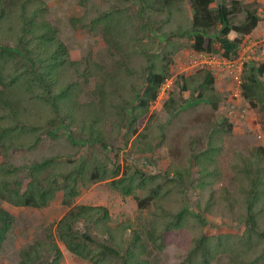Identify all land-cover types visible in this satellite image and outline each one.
I'll use <instances>...</instances> for the list:
<instances>
[{
    "label": "trees",
    "instance_id": "trees-1",
    "mask_svg": "<svg viewBox=\"0 0 264 264\" xmlns=\"http://www.w3.org/2000/svg\"><path fill=\"white\" fill-rule=\"evenodd\" d=\"M85 1L82 0V3L85 4ZM123 1L138 5L134 16L127 12L126 7L113 5L112 0H104L101 13L90 21L73 18V24L92 28L101 25L105 39L120 54L119 64L128 65L125 72L127 75L134 74L132 67L129 68L130 58L139 51L142 36L147 31L155 33L153 42L154 38L156 41V37H160L167 39V45L170 43V35H189L192 37L191 48L195 52L222 53L229 59L239 54L242 36L251 34L260 20L255 12L247 11L244 21L234 23L231 21L233 10L223 3L213 7L215 0H181L184 5H179V0ZM188 3L189 8L186 7ZM181 7L187 12L184 17L178 12ZM47 10L43 0H0V155L8 160L14 150L34 148L42 141L43 134L59 137L56 129L51 128L57 123L71 141L89 145L92 152L77 160L50 156L29 164L26 166V186L19 177L18 168L3 160L0 163V199L14 206L42 208L49 201L63 198V202L69 205L79 196L81 186L109 181L111 187L122 196L132 195L138 188L149 189L146 198H137L140 209L147 207L152 197L160 196L162 184L148 187V182L154 176H148L140 170L130 172L123 171L120 166H111L103 153L111 148L105 138V125L113 113L120 116L125 111L128 117L123 119L124 122L133 125L129 130V135L135 136L133 147L141 152L152 150L153 126L156 124L160 129L161 124L157 123L159 116L151 113L150 108L159 96L168 66L165 64L158 67L152 61L143 72L146 76L145 85L138 90L125 88L133 93L130 99L125 100L127 107L125 103L120 108L105 101L106 92L107 95L115 94L114 86L115 83L119 84L117 79L122 68L113 76L107 74L99 87L102 96L100 104H79L74 96L78 95L81 88H77L76 82H71L69 77L76 75L85 80L98 77L103 74L104 66L92 56L72 58L66 44L59 37L58 28L46 19ZM232 32L237 36L231 38ZM148 45L152 46L150 43ZM179 47L176 46L177 50L181 49ZM139 52L148 58L147 48L142 47ZM161 56L165 58L167 55ZM205 75L204 82L197 83L196 87L186 81L179 88V96L186 90L198 88L199 94L194 102L202 104L198 105L200 108L204 107L203 103H211L216 109L218 93L213 94L215 77L210 72ZM262 76L264 63L253 65L241 84L243 96L249 99L252 107H258V103L264 106ZM135 100L137 103L134 105ZM179 106L180 101L175 96H170L164 103V109L171 115L178 113ZM204 109L206 111L209 107L205 105ZM203 119V115L196 118L198 122ZM142 123L145 126L140 130ZM76 130H79V137L74 136ZM215 149L212 144L204 150L202 161H214L217 154ZM255 152L258 161L259 154L264 156V147H257ZM250 162L255 163L253 159ZM259 171L257 177L252 179L248 197L243 198L244 231L240 234L202 233L189 250L188 264H211L220 253H230V264H264V246L259 248L258 243L260 238H264V178L261 176L264 161ZM235 197V194L230 193L228 199L237 200ZM259 202L260 208L256 206ZM186 216V211L181 210L173 215L174 222L169 220L164 224L161 233L151 231L150 238L154 247L162 249L166 238L163 233L172 231L173 227L182 228ZM195 218H201L202 224H205L203 217ZM14 220L11 212L0 207V247ZM80 220L90 223L96 234H92V229H78L77 223ZM110 221L111 215L106 206L78 205L56 222L54 236L72 254L92 264H150L147 258L149 250L140 234L135 232L133 241L126 245L124 233L131 227L130 224L124 223L112 228ZM99 235L104 238H97ZM45 253H52L54 258L43 261ZM22 257L19 264H61L63 252L53 239H39L23 250Z\"/></svg>",
    "mask_w": 264,
    "mask_h": 264
},
{
    "label": "rangeland",
    "instance_id": "rangeland-1",
    "mask_svg": "<svg viewBox=\"0 0 264 264\" xmlns=\"http://www.w3.org/2000/svg\"><path fill=\"white\" fill-rule=\"evenodd\" d=\"M43 1L48 9L46 19L58 28L59 37L69 49L70 56H92L104 66L103 74L98 77H90L88 80L76 75L69 77L71 82H76L77 88H81L78 95L74 96L79 104H100L102 96L99 94V87L104 83L107 74L113 76L122 68L117 79L119 84L115 83L114 86L115 94L107 95L106 92L105 96L107 104L121 108L125 100L130 99L133 94L126 89L138 90L145 85L146 76L143 72L152 61L158 67L165 64L168 66L167 77L160 88L159 96L150 108L151 113L159 116L157 123L161 124L160 129L156 124L152 129L153 149L141 152L133 147L135 136L129 135L133 125L131 122H124L123 119L128 117V113L122 111L120 116L113 113V117L105 125V138L111 148L103 152L111 166H120L123 171L130 172L140 170L148 176H154L148 182V187L162 184V191L158 198L152 197L147 207L142 209L138 206L137 198H146L149 189L138 188L132 195L122 196L111 187L109 181L91 182L86 187L81 186L79 196L69 205L63 202V198L49 201L42 208L14 206L0 199V207L15 217L12 228L0 247V264H19L23 258V250L39 239H53L57 242L63 252L61 264H92L91 261L72 254L54 236L56 222L78 205L106 206L111 215L109 224L112 228L124 223L130 224L131 227L124 233L125 243L128 245L133 241L135 232H138L144 245L148 247L147 258L150 264H188L189 250L202 233H242L246 227L242 215L245 209L243 198L248 197L252 189V179L260 173L259 169H262L264 161L261 154L260 157L257 156L258 161L255 159L256 148L264 147V106L263 103H258V107H252L249 99L243 96L241 88L251 67L264 63V0H215L212 4L213 7H217L219 3L227 5L233 10L231 21L237 24L246 19L247 11L255 12L260 19L251 33L252 36H242L243 43L239 54L231 58L233 66L228 67L224 63L221 53H215L216 60L212 58L213 62H210L211 59L206 61L205 53L204 57H200L194 50L192 52V37L189 35H170V43L167 45V39L160 37H156V41L154 38L153 42L155 33L147 31L146 35H141L142 45L138 50L147 48L148 58L143 57L141 52H136L130 58L129 68L132 67L134 73L130 75L125 73L128 65L119 64L120 54L105 39L101 25L92 28L73 24V18L90 21L101 13L104 0H86L85 4L82 0ZM112 4L126 7L131 16L138 11V5L133 2L112 0ZM178 4L184 5L181 0ZM178 12L183 17L187 14L183 7ZM167 17L168 13L165 14V18ZM147 42L152 46L149 47ZM178 45L181 49L177 50ZM163 54L167 56L164 58L161 56ZM207 72L215 77L213 94L218 93L216 109L211 103H203L204 107L200 108L198 105L202 104L194 102L199 94L198 88L186 90L179 96V88L186 81L196 87L197 83L204 82ZM170 96H175L180 101L178 113L174 115L164 109V103ZM136 103L135 100L134 105ZM127 105L125 103V107ZM205 105L209 107L206 111ZM201 115L204 119L198 122L196 118ZM57 124L51 128L56 129L59 137L43 134L42 141L34 148L14 150L8 160L0 155V163L3 160L9 161L18 168L24 186L28 182L26 166L33 162L50 156L60 157L62 160H77L91 154L92 148L89 145L80 144L79 141L74 143ZM143 126L145 123H142L140 130ZM112 130L115 131L112 133ZM73 133L75 137H79V130ZM212 144L216 147V158L211 163L202 161V153ZM252 159L255 163L250 162ZM261 174L264 178V171ZM230 193L235 194L237 200L228 199ZM256 206L260 208L261 202ZM181 210L187 213L183 227H173L172 231L164 232L163 236L166 238L163 248L154 247L150 238L151 231L161 233L164 224L169 220L174 222L173 215ZM195 217H203L205 224H202L201 218ZM77 228L92 229V234H96L93 226L83 220L77 223ZM97 238L104 237L99 235ZM258 243L259 248L263 247L264 238H260ZM229 256L230 253H220L211 264H230ZM52 258V253H45L43 261Z\"/></svg>",
    "mask_w": 264,
    "mask_h": 264
},
{
    "label": "built area",
    "instance_id": "built-area-1",
    "mask_svg": "<svg viewBox=\"0 0 264 264\" xmlns=\"http://www.w3.org/2000/svg\"><path fill=\"white\" fill-rule=\"evenodd\" d=\"M199 55H200V57H204V54H203V53H202V54H199ZM212 58H214V59H215V58H216V56H215V55H209V56L207 55V56H206V61H209V60L211 59V60H210V62H213ZM215 60H216V59H215ZM224 63H225V64H227V66H228V67H230V66H233V65H234V62H233V61H231V60H230V61H228V60H225V59H224Z\"/></svg>",
    "mask_w": 264,
    "mask_h": 264
},
{
    "label": "clouds",
    "instance_id": "clouds-1",
    "mask_svg": "<svg viewBox=\"0 0 264 264\" xmlns=\"http://www.w3.org/2000/svg\"><path fill=\"white\" fill-rule=\"evenodd\" d=\"M196 53H198V54H204L205 53V55L207 56H209V55H215V53L214 52H196ZM216 56V55H215ZM221 56H222V58L221 59H225V60H228V61H232V59L231 58H229V59H227L226 57H224L223 55H222V53H221ZM217 57V56H216ZM232 58H234V57H232Z\"/></svg>",
    "mask_w": 264,
    "mask_h": 264
},
{
    "label": "crops",
    "instance_id": "crops-1",
    "mask_svg": "<svg viewBox=\"0 0 264 264\" xmlns=\"http://www.w3.org/2000/svg\"><path fill=\"white\" fill-rule=\"evenodd\" d=\"M187 7H189V6H187ZM254 32H256V30L254 31ZM257 33H259L258 31H257ZM252 36L253 34H249L248 36ZM230 36H231V38H234V37H236L237 36V34L236 33H234V32H232L231 34H230ZM192 43V42H191ZM192 52H193V50H192ZM198 54V53H197Z\"/></svg>",
    "mask_w": 264,
    "mask_h": 264
}]
</instances>
